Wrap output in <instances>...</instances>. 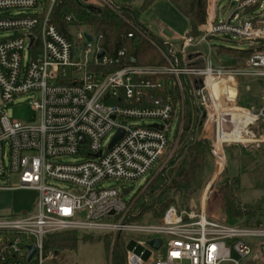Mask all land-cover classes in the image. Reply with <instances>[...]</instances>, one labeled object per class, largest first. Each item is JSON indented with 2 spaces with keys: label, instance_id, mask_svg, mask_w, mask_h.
Masks as SVG:
<instances>
[{
  "label": "built area",
  "instance_id": "obj_1",
  "mask_svg": "<svg viewBox=\"0 0 264 264\" xmlns=\"http://www.w3.org/2000/svg\"><path fill=\"white\" fill-rule=\"evenodd\" d=\"M61 1L0 0V33H5L0 36V99L10 101L30 94L32 108L38 113L34 123L0 113V176L17 175V184L0 189L37 192L29 214L0 215V264H58L53 263L58 251L46 250L44 239L49 233L66 230L108 233V264L119 234L124 235L127 264H254L249 241L264 239L263 225H229L203 208L170 209L173 220L163 215L158 220L130 221L133 199L127 203L123 192L97 185L109 178L136 180L165 153L169 145L165 125L175 118L177 108L169 95L165 99L154 95L162 82L152 77L169 75L175 79L181 97V79H189V90L206 115L202 129L215 115L214 101L219 104L226 99L234 104L231 109L244 110L251 117L239 133L234 123L232 132L219 133L216 129V135L213 132L210 136L201 131L199 138L211 142L213 163L201 205L211 202V187L226 164L224 145L239 143L247 148L264 142L263 133L253 130L258 119L264 123V105L257 111L251 104L235 106L242 86L248 90L251 79H264V50L257 48V43L264 40V0H229L228 4L234 5L227 15L226 6L219 10L221 0H207L206 20L198 27L200 34L186 33L177 40L153 32L149 36L134 26L123 14L125 0H96V5L78 0L94 11L105 8L125 20L165 61L163 65L145 66L129 64L124 49L108 55L100 46L101 35L77 26L70 12L61 13L67 34L61 33L53 22L54 9ZM69 26L74 27V34ZM85 31L92 40L98 39L91 61L86 57L92 48L83 35ZM134 32L127 33L126 38ZM224 34L252 49L242 66L214 65L210 60L209 39ZM202 44L208 46V54L199 50ZM100 49L104 54L98 57ZM24 51L30 58L23 63ZM111 64L119 67L109 73L95 69ZM223 80L237 91L235 100H229L224 88H213ZM113 99L118 103H112ZM143 100L150 104H141ZM206 109L213 112L207 114ZM145 119L160 120L163 129L151 126L159 123H139ZM118 128L122 135L108 148ZM229 133L232 138L227 137ZM69 154L86 158L72 163L53 160ZM47 180L67 182L75 189L58 188ZM152 239H160L157 248L148 244ZM30 246L34 247L31 257Z\"/></svg>",
  "mask_w": 264,
  "mask_h": 264
},
{
  "label": "trees",
  "instance_id": "obj_2",
  "mask_svg": "<svg viewBox=\"0 0 264 264\" xmlns=\"http://www.w3.org/2000/svg\"><path fill=\"white\" fill-rule=\"evenodd\" d=\"M159 0H143L139 9L131 5V0H125L123 7L124 16L139 27L149 36L153 33L144 24L139 22L138 17L142 10L151 6ZM169 1L189 23V35L198 36V27L201 26L207 16V0H167ZM62 12H70L77 26L89 31L94 35H101L100 46L108 55H115L120 49H124L127 55V62L140 66L163 65L165 63L160 53L142 36L135 33L133 28L122 18L113 12L100 8L98 11L88 10L82 7L77 0H62L56 5L53 12V22L58 30L67 34V26L61 18ZM134 32L132 37L126 38V34ZM70 39V36H68ZM219 38V37H212ZM215 48V55H223L225 58L215 64V55L210 52L214 65L226 67H240L244 64L252 52L251 48H232L220 45H211ZM259 50H264V40L257 43ZM134 58V62L130 60ZM202 64V62H200ZM119 65L111 64L105 67L95 68L103 73L115 70ZM159 78L162 82L160 89L155 90V96L166 98L169 95L174 107L177 108L175 118L177 128L170 144L176 141V146L163 168L154 173L145 181V184L133 198L130 207L128 220L145 221L160 219L167 209L180 211L188 209V200L195 195L204 181L205 170L209 169L212 160L211 142L207 138H199L206 115L199 107L195 95L189 88L191 87L188 78L181 79L183 96L175 79L169 75L153 76L155 80ZM264 79H251L248 89L252 95L251 106L257 111L264 105V93L262 98L254 91L258 87H263ZM112 103H118L113 99ZM141 104L148 105L149 101L143 100ZM246 105V104H245ZM183 106V115L180 116V109ZM182 121V123H181ZM181 126V130H180ZM257 134L264 133V123L257 120L253 126ZM180 131V133H179ZM264 147V143H262ZM242 149L241 145H224V151L228 159L234 156L236 149ZM240 175L224 177L218 184L217 190L220 196L221 221L229 225L241 226H264V194H262L253 204L241 203L239 197ZM82 236V237H81ZM81 237V238H80ZM110 235L103 234H78L75 230L49 233L45 236L44 246L46 250H71L75 251L79 242L102 241L106 257H109ZM264 242L259 239L258 244ZM252 248L256 244L249 242ZM124 235H117L111 249L110 264H127ZM254 263V261H251ZM53 263H57L55 259Z\"/></svg>",
  "mask_w": 264,
  "mask_h": 264
},
{
  "label": "rangeland",
  "instance_id": "obj_3",
  "mask_svg": "<svg viewBox=\"0 0 264 264\" xmlns=\"http://www.w3.org/2000/svg\"><path fill=\"white\" fill-rule=\"evenodd\" d=\"M233 1V0H232ZM87 2L96 5V0H87ZM143 0H131V5L135 8L139 9ZM229 0H221L219 3V10L222 9L223 6H226L225 15H227L232 7L233 3L228 4ZM219 18L221 15L219 14ZM139 22L144 24V26L151 32L155 34H159L158 31V23H162L171 30L172 33H175L173 39L177 40V38L182 37L189 31V23L185 16H183L169 1L167 0H159L154 2L151 6L141 11L139 17ZM68 29L72 34H74V27L69 26ZM5 33H0V36H4ZM163 36V35H162ZM72 42L76 46L77 40L75 37H72ZM87 44V43H86ZM92 52L88 53L86 56L90 61L94 57V50L98 45V39L95 38L90 42ZM209 45H220L227 46L232 48H248V45L241 41L240 39L233 37L230 34L221 35L219 38H210ZM210 52L215 55V48L210 46ZM199 50L203 54H208L209 49L206 44H202L199 47ZM23 55V63L29 60V54L24 51ZM209 58L211 61H214L209 54ZM225 56L223 55H215V64H219L220 60H223ZM245 83H243L244 85ZM250 84V83H249ZM217 85V84H216ZM232 89V90H231ZM230 86L229 96L236 99L237 91ZM218 90V89H216ZM264 93V85L263 87H258L257 90L254 91V94H257L262 98ZM252 95L245 86L241 87V90L238 94L237 105L244 107L245 104H251ZM264 102V101H263ZM218 102L212 103L215 111V115L211 118V122H207L204 130L207 134L216 135V129L221 132H232V126L234 123L235 130L237 133L241 130L242 126L245 125L248 120L243 117L242 114L233 115V112H241L245 113L244 110L231 109L229 104L231 102L226 99L222 100L219 104ZM221 109V110H220ZM213 110V109H212ZM212 110L208 111L206 109V113L209 114L213 112ZM220 114L222 115H219ZM0 113L7 114L10 118L17 119L21 122L34 123L37 121L38 113L32 108L31 96L30 94H22L18 95L10 101H2L0 99ZM205 121V120H204ZM133 122V121H132ZM140 124L150 125L152 123L162 122L160 120L153 119H145L143 121H139ZM168 128V141L170 142L173 135L175 134V130L177 128V119L173 118L172 121L165 125ZM201 130V131H202ZM202 133V132H201ZM200 133V135H201ZM112 133L108 135L106 141L103 143V147L105 148L106 143L110 139ZM209 136V135H208ZM200 137V136H199ZM228 138H232V134L229 133ZM178 140V139H177ZM176 140V141H177ZM215 140V137H214ZM176 141L173 144L168 145L165 153L162 157L153 165L151 170L145 174L144 176L136 179V180H116L113 178H109L101 181L97 187H112L118 189L120 192H123V200L127 203L132 200L138 191L145 184V181L153 176L154 173L159 172L165 161L168 160L170 155L172 154L174 147L176 146ZM242 146V149L239 148L234 151V156L231 159H228L226 156V164L224 166L223 171L219 174L216 179V183H214L211 187L209 196H213L214 198L207 205H201V200L203 196L204 186L207 184L211 172L213 169V163L211 160L209 169L205 170L204 181L201 187L197 190L195 195L189 198L188 200V209L200 210L203 208L205 212L211 216L219 218L221 220V212H220V196L218 194V184L224 177H232L235 174L240 175V188H239V197L241 203L253 204L262 194H264V147L262 143L257 146H249L245 148L242 144L233 143ZM86 155L80 154H69L61 157H56V162L61 163H72L80 161L81 159H85ZM49 184H52L58 188L71 190L75 189L73 185L67 182H61L58 180H47ZM17 184V175H9L5 174L0 176V186H13ZM37 199V192L33 189H0V215H20V214H29L33 211L35 207ZM171 209V208H170ZM170 209H167L164 213V218L166 220H173V213ZM145 220V221H151ZM143 221V220H142ZM78 234H85L84 232L77 231ZM94 234V233H93ZM82 237V236H81ZM80 237V238H81ZM259 238L250 239L249 242L252 244H256L253 249L252 258L254 264H264V242L258 244ZM110 248V246H109ZM58 264H108L109 259H107L104 246L102 241H87V242H79L77 244V248L75 251L71 250H61L58 252V256L55 259Z\"/></svg>",
  "mask_w": 264,
  "mask_h": 264
},
{
  "label": "water",
  "instance_id": "obj_4",
  "mask_svg": "<svg viewBox=\"0 0 264 264\" xmlns=\"http://www.w3.org/2000/svg\"><path fill=\"white\" fill-rule=\"evenodd\" d=\"M77 2L84 8L88 9V10H93V7L91 5H84L81 2H79L77 0ZM85 39L87 41H92V35L88 32H84L83 33ZM104 54V51L102 49H100L97 53V56L100 57ZM114 118V117H113ZM151 126L158 128V129H163V125L162 124H152ZM122 135V129L118 128L115 135L112 137L110 143L108 144V148L116 141L118 140V138ZM100 154V152H98L97 154H95V156H98ZM148 244H150L151 246L157 248L160 245V239H152L148 241ZM31 249L30 253H29V257H31L32 253L34 252V247L30 246L29 247Z\"/></svg>",
  "mask_w": 264,
  "mask_h": 264
},
{
  "label": "bare ground",
  "instance_id": "obj_5",
  "mask_svg": "<svg viewBox=\"0 0 264 264\" xmlns=\"http://www.w3.org/2000/svg\"><path fill=\"white\" fill-rule=\"evenodd\" d=\"M217 84V85H216ZM231 84L232 83H230V82H226L225 83V80H223V81H219L218 83H215L214 85H213V88H215V89H218V87H219V89L220 88H224V90L225 91H227V92H225V95H226V93H228V95H229V89H230V86H231ZM228 97V96H227ZM230 97V96H229ZM234 98L233 97H230V99L229 100H233ZM221 102V101H220ZM230 106L229 107H234V104L233 103H230L229 104ZM235 106H237V104L235 105ZM238 107H241V106H239L238 105ZM221 110V109H220ZM220 113V112H219ZM239 114H242L243 115V117L245 118V119H247L248 120V122L249 121H251V117L249 116V115H246L245 113H241V112H233V115H239Z\"/></svg>",
  "mask_w": 264,
  "mask_h": 264
},
{
  "label": "crops",
  "instance_id": "obj_6",
  "mask_svg": "<svg viewBox=\"0 0 264 264\" xmlns=\"http://www.w3.org/2000/svg\"><path fill=\"white\" fill-rule=\"evenodd\" d=\"M158 31L160 35H163L164 37H168V38H174L175 33H172L170 29H168L167 27H165L164 24L162 23H158ZM262 137L264 138V133L262 134ZM264 143V142H263Z\"/></svg>",
  "mask_w": 264,
  "mask_h": 264
}]
</instances>
